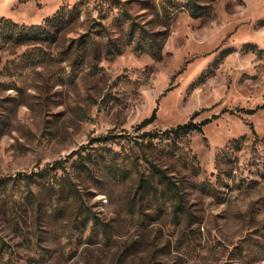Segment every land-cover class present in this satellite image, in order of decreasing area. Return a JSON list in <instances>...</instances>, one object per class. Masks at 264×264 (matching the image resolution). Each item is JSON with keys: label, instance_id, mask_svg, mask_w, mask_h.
Here are the masks:
<instances>
[{"label": "rangeland", "instance_id": "obj_1", "mask_svg": "<svg viewBox=\"0 0 264 264\" xmlns=\"http://www.w3.org/2000/svg\"><path fill=\"white\" fill-rule=\"evenodd\" d=\"M186 1L0 0V264H264V0Z\"/></svg>", "mask_w": 264, "mask_h": 264}, {"label": "trees", "instance_id": "obj_2", "mask_svg": "<svg viewBox=\"0 0 264 264\" xmlns=\"http://www.w3.org/2000/svg\"><path fill=\"white\" fill-rule=\"evenodd\" d=\"M185 7L187 8L190 16L192 18H198L200 16H202L205 12H206V7L204 5H200L198 3L195 2V0H187L185 3ZM143 31V30H141ZM153 34H151L150 36H152ZM142 39L145 38L144 36H140ZM154 41H151L150 43V47L145 49V51H147L149 54H151L153 57H157L160 55V49L162 48V43L157 44L155 43L153 45ZM156 46V49H154V47ZM261 107H257L253 110H250V113H254L256 112L258 109H260ZM156 119V109H154L150 115V117L144 119L138 126V129H142L145 128L147 126H149L150 124H152L154 122V120ZM211 122V119H204L199 123H194V122H189V123H185L182 125H177L175 128L172 129H168L163 131V133L161 135L164 136H170V134H189L191 132H198L201 133L202 132V128L207 125L208 123ZM252 133L255 135V131L253 130L252 126H250ZM159 135V133H151V132H144V136H148L149 140L155 139L157 138ZM169 138V137H167ZM157 173H161L160 171H156ZM44 170L39 171L37 173H31V174H19V179L24 181V184L26 186H30L31 184L35 183L37 181L38 178H43L44 177ZM162 177V175H161Z\"/></svg>", "mask_w": 264, "mask_h": 264}]
</instances>
